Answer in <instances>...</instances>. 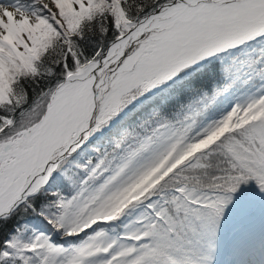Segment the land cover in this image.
I'll list each match as a JSON object with an SVG mask.
<instances>
[{
  "label": "snow or ice",
  "instance_id": "1",
  "mask_svg": "<svg viewBox=\"0 0 264 264\" xmlns=\"http://www.w3.org/2000/svg\"><path fill=\"white\" fill-rule=\"evenodd\" d=\"M257 209L264 264V0H0V264H220Z\"/></svg>",
  "mask_w": 264,
  "mask_h": 264
},
{
  "label": "rangeland",
  "instance_id": "2",
  "mask_svg": "<svg viewBox=\"0 0 264 264\" xmlns=\"http://www.w3.org/2000/svg\"><path fill=\"white\" fill-rule=\"evenodd\" d=\"M223 253V252H222ZM221 256H223V254H221Z\"/></svg>",
  "mask_w": 264,
  "mask_h": 264
}]
</instances>
